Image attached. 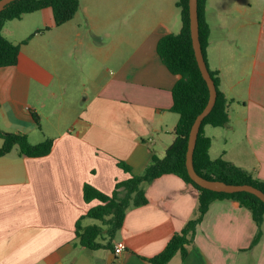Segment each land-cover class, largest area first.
Wrapping results in <instances>:
<instances>
[{"label": "crops", "instance_id": "obj_1", "mask_svg": "<svg viewBox=\"0 0 264 264\" xmlns=\"http://www.w3.org/2000/svg\"><path fill=\"white\" fill-rule=\"evenodd\" d=\"M129 9L125 1L119 18ZM153 10L139 34L124 35L120 47L89 50L93 59L112 63L114 71L94 64L85 70L78 62L84 81L87 71V95L71 128H63L70 113L61 105L64 91L57 88L63 69L54 62L67 57L70 42L77 53L84 45L78 13L60 27L50 8L17 20L33 15L34 27L8 30L13 21L5 24L3 35L16 44L34 36L21 44L16 66L0 68V130L23 133L31 144L52 139L54 145L41 158L22 156L17 147L0 157V264H149L146 259L158 255L195 216L198 190L166 175L145 188L147 205L127 211L113 241V246L125 243L122 255L87 250L76 238L77 221L100 204L85 202V184L111 195L118 182L143 175L153 155L164 157L176 139L179 116L170 108L179 76L163 64L157 45L180 26L171 5ZM205 17L207 63L219 72L220 90L231 101L229 125L204 129L212 140L210 157L264 181V1L207 0ZM32 114L39 116L40 130ZM119 161L130 165L132 174ZM89 220H83L84 227L92 225ZM257 230L251 212L238 202L214 201L188 254H177L170 264H264V222L262 239L252 247Z\"/></svg>", "mask_w": 264, "mask_h": 264}, {"label": "trees", "instance_id": "obj_2", "mask_svg": "<svg viewBox=\"0 0 264 264\" xmlns=\"http://www.w3.org/2000/svg\"><path fill=\"white\" fill-rule=\"evenodd\" d=\"M206 5L207 0H198L199 39L207 62L206 51L210 40V26L205 17ZM177 6L181 10V31L178 34L163 36L157 45V53L163 64L172 74L179 76L178 82L172 89L173 104L170 108L172 113L179 116L175 128L176 139L166 150L164 157L153 155L143 175L132 174L131 166L124 161H119L118 166L132 176L126 181L118 182L111 195L101 192L90 184L84 185L85 202L90 203L94 200L100 202L76 223L78 245L87 250L114 251L113 241L124 225L127 211L147 205L145 188L166 175L177 176L198 190V208L195 216L187 222L181 232L173 235L158 255L146 259L149 264H170L177 254L185 257L193 242L197 226L203 221L211 203L217 200H234L248 209L258 227L252 247L262 239L263 201L247 192L228 194L203 189L194 183L188 174L186 155L189 134L195 119L207 106L210 94L195 57L190 29L189 0H179ZM46 8L52 9L55 25L60 27L75 18L80 10V0H15L9 4L0 16V68L16 66L21 44H27L34 36L33 34L21 44H16L3 35L5 24ZM209 71L216 85L217 100L210 114L202 122L194 151V168L205 179L232 185H252L264 192V181L255 178L232 162L223 158L214 160L210 157L212 140L205 135L204 129L206 126L225 128L229 125L228 107L231 101L220 90L219 72L212 71L210 68ZM32 117L40 130L39 116L32 114ZM0 139L3 141L0 157L9 154L17 147L22 156L41 158L49 155L54 145L52 139L31 144L23 133L2 130H0ZM85 219L95 220L98 223L84 227Z\"/></svg>", "mask_w": 264, "mask_h": 264}, {"label": "rangeland", "instance_id": "obj_3", "mask_svg": "<svg viewBox=\"0 0 264 264\" xmlns=\"http://www.w3.org/2000/svg\"><path fill=\"white\" fill-rule=\"evenodd\" d=\"M125 1L130 5V9L126 15H122L119 18V14L121 13ZM251 1L257 5L258 1L263 2L264 0ZM178 2L179 0H81L82 9L80 7L77 17L79 23H81L84 45L79 49L78 53H80V55H78L74 47L75 44L70 42L66 50L67 57L63 59L61 64L54 62L56 68L63 69L62 74L60 72L61 79L57 84L59 85L57 88L64 91L65 94L60 99L63 103L61 105L62 107L65 106L70 113V119L65 122L63 128L67 126L71 128L77 114L81 112L85 106L84 94H87L83 83L88 81L86 78L87 71L84 75V81L80 64L78 62H83L85 70H87L88 65L94 64L97 68L100 67V69H103L104 67H109V72L110 70L114 71L112 63L106 64L102 60L93 59V55L89 54V50L94 48L99 51L101 50L102 53H106L110 49L120 47L121 38L132 32H138L142 20L148 17V15H151L153 11H155L153 9L161 4L171 5L172 10L174 11L175 20L177 19V23H179L180 26V30L176 33L178 34L182 28L181 10L177 6ZM85 9H87L90 18L86 16ZM115 12L116 15L113 16ZM33 17V15H29L23 22L14 20L9 24L10 26H7L9 28L6 29L9 30L10 27L14 26H21L22 28L34 27L36 24L32 22ZM8 30H6V36H9L7 33ZM102 37L104 40L100 41ZM137 172H139L138 174H142L143 171L137 170ZM89 223L97 224L98 222L95 220H89Z\"/></svg>", "mask_w": 264, "mask_h": 264}, {"label": "water", "instance_id": "obj_4", "mask_svg": "<svg viewBox=\"0 0 264 264\" xmlns=\"http://www.w3.org/2000/svg\"><path fill=\"white\" fill-rule=\"evenodd\" d=\"M14 1L15 0H0V16L1 13L5 10V8ZM189 16H190L191 37H192L195 57L199 69L202 73V76L208 85L210 97L205 109L195 119L189 134L188 150L186 155V166H187L188 174L191 180L203 189H207L213 192L228 193V194L247 192L255 195L264 203V192L253 187L252 185H232L222 181L208 180L201 177L194 168V151H195L198 135L200 132V128L203 120L210 114L216 103L217 89L211 77L199 39L198 0H189Z\"/></svg>", "mask_w": 264, "mask_h": 264}, {"label": "built area", "instance_id": "obj_5", "mask_svg": "<svg viewBox=\"0 0 264 264\" xmlns=\"http://www.w3.org/2000/svg\"><path fill=\"white\" fill-rule=\"evenodd\" d=\"M125 250H126V245L123 242H118L114 246V253L117 256L122 255L125 252Z\"/></svg>", "mask_w": 264, "mask_h": 264}]
</instances>
